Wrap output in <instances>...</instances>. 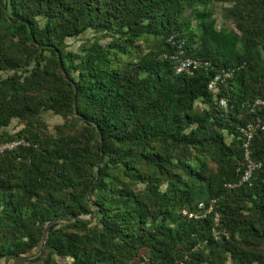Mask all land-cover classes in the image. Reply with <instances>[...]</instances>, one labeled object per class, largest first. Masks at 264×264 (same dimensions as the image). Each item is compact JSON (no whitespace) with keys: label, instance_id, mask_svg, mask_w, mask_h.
Wrapping results in <instances>:
<instances>
[{"label":"trees","instance_id":"obj_1","mask_svg":"<svg viewBox=\"0 0 264 264\" xmlns=\"http://www.w3.org/2000/svg\"><path fill=\"white\" fill-rule=\"evenodd\" d=\"M181 43L211 66L177 74ZM258 98L264 0H0V261L264 264Z\"/></svg>","mask_w":264,"mask_h":264},{"label":"built area","instance_id":"obj_2","mask_svg":"<svg viewBox=\"0 0 264 264\" xmlns=\"http://www.w3.org/2000/svg\"><path fill=\"white\" fill-rule=\"evenodd\" d=\"M171 58L175 60V72L177 74H188V75H192L194 72H196L197 70L201 69V68H208L209 66H211V63L208 61H203L200 59H196L193 58L191 56H187L185 54V50L183 48V44L181 43L179 45V51H176L175 53H173L171 55ZM234 72V69H221L218 70L213 78L210 80L209 83V88L211 90H216L217 87L219 86V84L225 82L228 78H230L232 76ZM223 105H226L224 102L222 103ZM264 105V100L258 98L255 100L253 107H252V111L256 110V107L259 106H263ZM255 126L253 124H249L247 127H242L241 131L244 134V136L250 140L253 136V132H254V128ZM22 143H24L23 140H13V141H9V142H5L0 144V155L3 154L6 150H10L13 148L18 147L19 145H21ZM248 143L245 144L246 147V159L248 160L249 164H248V169L245 171L244 175H243V179L242 181H246L249 180L252 176L253 170L254 168H256L258 166V164L252 162L250 160L249 157V151H248ZM214 200H212V202L210 203V205L208 206L204 201H201L198 204V211H188V210H183V214L188 215L189 217H194V218H198L201 216H205L206 214H208L209 212L214 211ZM215 222L216 224H218L219 222V215L216 214L215 216ZM218 232L216 231V234Z\"/></svg>","mask_w":264,"mask_h":264},{"label":"rangeland","instance_id":"obj_3","mask_svg":"<svg viewBox=\"0 0 264 264\" xmlns=\"http://www.w3.org/2000/svg\"><path fill=\"white\" fill-rule=\"evenodd\" d=\"M222 7H223L222 3H215L214 4L215 17L217 18V24L219 27L224 26L227 29H230L233 27V24L231 21L225 20V18H223ZM94 35H96L95 32L89 31L84 35H80L76 39L75 38H69L68 42L70 44V49L78 50L83 43L87 42V40L93 39ZM104 41L105 40L103 39L102 42H104ZM43 117L48 121V123L50 124L51 127H53V125H55L57 123H61L63 121V119L60 116L55 115L51 112H44ZM20 127H21V125L18 123V121L14 120L11 123V125L9 126V130L11 132H15ZM42 253H43V251L39 252V254H42ZM0 264H34V263L27 261V259L19 258V259H11L9 261L1 260Z\"/></svg>","mask_w":264,"mask_h":264},{"label":"water","instance_id":"obj_4","mask_svg":"<svg viewBox=\"0 0 264 264\" xmlns=\"http://www.w3.org/2000/svg\"><path fill=\"white\" fill-rule=\"evenodd\" d=\"M45 242H46V240H45ZM45 242H44V243H45Z\"/></svg>","mask_w":264,"mask_h":264}]
</instances>
